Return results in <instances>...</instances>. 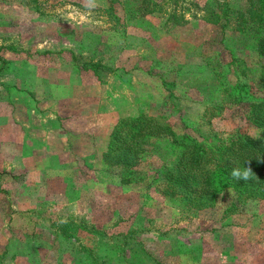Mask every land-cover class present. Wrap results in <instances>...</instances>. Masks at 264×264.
I'll use <instances>...</instances> for the list:
<instances>
[{"label": "rangeland", "instance_id": "obj_1", "mask_svg": "<svg viewBox=\"0 0 264 264\" xmlns=\"http://www.w3.org/2000/svg\"><path fill=\"white\" fill-rule=\"evenodd\" d=\"M224 3L247 0H0V264H264V201L219 221L157 159L122 182L102 156L139 115L236 133L223 89L254 91L257 51Z\"/></svg>", "mask_w": 264, "mask_h": 264}, {"label": "trees", "instance_id": "obj_2", "mask_svg": "<svg viewBox=\"0 0 264 264\" xmlns=\"http://www.w3.org/2000/svg\"><path fill=\"white\" fill-rule=\"evenodd\" d=\"M114 2L107 8L111 16ZM229 10L224 3L219 15L227 19L235 14L238 30L250 31L257 51L255 71L245 74L254 91L243 94L240 84L223 89L225 105L239 122L236 133L200 135L185 126L177 133L151 115H139L114 126L102 155L106 164L125 170L122 182L135 166L157 159L162 195L178 198L192 210L211 211L219 221L264 201V0H247L246 7ZM0 63H5L1 55Z\"/></svg>", "mask_w": 264, "mask_h": 264}, {"label": "clouds", "instance_id": "obj_3", "mask_svg": "<svg viewBox=\"0 0 264 264\" xmlns=\"http://www.w3.org/2000/svg\"><path fill=\"white\" fill-rule=\"evenodd\" d=\"M245 175H247V173Z\"/></svg>", "mask_w": 264, "mask_h": 264}]
</instances>
